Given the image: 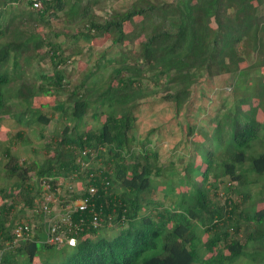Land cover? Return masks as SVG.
I'll list each match as a JSON object with an SVG mask.
<instances>
[{
	"label": "trees",
	"instance_id": "obj_1",
	"mask_svg": "<svg viewBox=\"0 0 264 264\" xmlns=\"http://www.w3.org/2000/svg\"><path fill=\"white\" fill-rule=\"evenodd\" d=\"M39 1L42 7L34 9V0H0V62L23 40L31 39L29 59L35 60L37 68L41 58L48 57L51 64L47 74L36 70L42 94L53 91L64 99H56L47 115L35 108L24 111L38 114L36 120L43 122L44 129L37 133L43 139L52 112L59 113L64 125L45 144L51 154L31 166L21 167L9 147L3 150L5 165L0 174L20 187L13 193L0 190V264H11V251L35 264L40 249L68 248L45 243L49 219L39 208L46 192L40 182H47L48 191L55 193L59 178L78 186L65 200L88 196L92 186L90 208L105 222L110 216V228L117 229L108 238L102 231L107 224L89 226L61 264L261 262L264 75L259 68H264V0H133L120 11L113 8L118 0ZM7 8L19 13L20 24L30 25L31 30L9 33V23L1 17ZM131 23L135 28L129 30ZM45 25L48 34L40 38L36 29ZM7 36L19 37V45ZM95 42L101 49H95ZM41 48L45 51L39 58L34 52ZM248 54L253 55V63L244 67ZM75 57L86 68L79 84L71 87L64 66L75 62ZM223 76L229 81L233 103L209 121L216 122L211 133L185 126L186 140L194 131L204 130L205 141L216 143L214 149L194 156L203 141L200 134L199 143L191 142L188 161L177 158L163 163L148 140L150 133L145 141L135 140L137 114L147 99L158 98L179 116L193 89ZM7 83V76L0 74V88ZM34 97L33 83L26 78L18 99L26 109ZM0 113L10 114L1 91ZM98 116L99 127L80 129ZM253 149L261 153L251 154ZM29 172L36 178L34 185L26 183ZM220 188L235 193L238 202L230 197L224 203L216 201ZM66 191L69 196L70 190ZM71 217L89 221L91 214L77 212ZM58 219L52 218L53 223ZM22 222L29 225V236L14 245V230ZM241 222L245 224L242 238Z\"/></svg>",
	"mask_w": 264,
	"mask_h": 264
},
{
	"label": "rangeland",
	"instance_id": "obj_2",
	"mask_svg": "<svg viewBox=\"0 0 264 264\" xmlns=\"http://www.w3.org/2000/svg\"><path fill=\"white\" fill-rule=\"evenodd\" d=\"M132 1L133 0H118L117 3L114 4L113 8L116 11L123 10ZM97 13L102 15V12L98 11ZM1 17L4 19V21H8L9 33H17L18 35L22 30L25 34L32 28L30 25L27 28H23V25L20 24L21 16L12 8H7L5 11H3ZM210 26L213 27L212 22ZM134 28L135 23L127 25V29L129 30ZM36 33L40 38H42L45 33L48 34L46 25L38 26ZM7 39L9 41L16 42L19 45V37L7 36ZM95 43V49H101L100 45H97L99 42ZM65 45H69V42L65 43L64 46ZM125 48L128 47L125 46ZM31 49H33L32 40H23V43L19 45L18 49L10 53L7 60L0 62V74L5 75L8 78V83L1 86L0 91L3 101L5 102V106L10 108V114L13 116L12 117L10 114L5 115L0 113V168L5 165V160L3 159V150L5 147H9L10 152L17 156L18 163L23 168L31 166L33 162H38L43 158V156H48L51 154V151L45 147V144L50 143L52 141V137L59 133L61 127L64 125L63 120L58 118L59 113L52 112L51 120L43 132L45 137L43 139L40 134L37 133L38 130L44 129L43 122L36 120L38 114L31 112L26 113L24 111H29L28 109L35 108L40 109L43 111V114L47 115L51 113V108L53 105H55L56 99L61 97L53 91H45L42 94L43 90H40V81L35 78L36 70L40 69L42 72L47 74L51 72V64L48 60V57L45 59L41 58V63L37 68L35 60L32 58L29 59V51ZM44 51L45 49L41 48L36 50L34 53H36V55L40 58L43 56ZM113 52L114 50L112 53ZM76 59H78V57L74 58V60ZM91 60H94V57H92ZM252 61L253 55L248 54L246 62L243 64V66H250V63H253ZM64 67L66 69V81H72L71 87L77 86L79 84V78L86 68V63L80 60H76L75 62L71 60L70 62H67ZM259 74L264 75V68H259ZM26 78L30 79L33 83L35 97L30 100L28 107L25 109L23 105H21V103L25 102L19 100L18 98L21 84H23ZM228 83L227 76L218 77L213 80H205L199 87L192 90L190 101L186 103L184 111L179 116L174 114L171 105L160 102L158 98L147 99L137 114L138 120L135 130L132 132L135 140L145 141L147 135L150 133L151 135L148 137V140H150L151 144H153L159 151L161 157H159L158 161L163 163L176 160L177 158H184L185 161H188V158L191 155L190 150L193 147L191 142L195 144L199 143L201 139L200 134L203 141L195 147L194 156L203 154V152H205L208 148L214 149L216 143H211L209 139H206L205 141L206 136L204 130H199V132L197 130L194 131V133L186 140L185 126H189V124L194 125L195 127L205 129L210 134L216 125V122L209 123V121L215 118L223 107H230L233 103V99L229 92ZM60 99L62 100L64 97H61ZM246 109L247 107H244V110ZM94 110L95 106L91 107L89 112L92 114ZM99 117L100 116H98L94 121L93 119L92 121L87 120L88 122L86 125L84 127L80 126V129H87L90 125L94 124L96 127H99ZM152 130L156 131L152 132ZM260 153L261 151L253 149L251 154L259 155ZM170 156H172V158ZM179 166L180 165H176V171H179ZM26 176L28 177L26 179V183L34 185V182L36 181L34 174L29 172ZM40 183L41 191L46 190L47 185L42 181ZM57 183L59 189H57L54 193L55 199H53L51 195L45 196V192H43V199H49L50 201L53 200L54 210L59 212L61 211V201L69 199L73 192L78 189V186L71 181H62L61 178L58 179ZM61 183L62 185L59 186ZM19 187L20 185H17V183L13 182L12 180L7 181L3 173L0 174V190L5 189L9 193H13L16 191L18 192L19 190L17 189ZM66 189L70 190L71 192L69 196ZM255 190L257 191L258 188ZM35 192L36 191L34 189L33 193ZM216 194V201H220L221 203H224L227 197H230L234 202H238L239 199L235 193H225L221 188L216 191ZM1 203L2 200L0 199V204ZM260 207H262V204L258 206V208ZM28 213L29 212H25V215ZM240 226V238H242L244 236L243 231L245 230V224L241 222ZM110 227L111 226L108 227L109 229H102V231H106L104 235L108 238L114 236V234H117V229H112ZM98 236H102V232H100ZM205 239H207L206 235L203 236V240ZM7 250L9 249L7 248ZM70 250L71 249L69 248H63V250L55 248L40 249L34 259V263L61 264L67 259L66 256H68ZM1 254L2 251L0 250V255ZM10 254L12 255V260L10 261L11 264H29L25 255H16L12 251ZM259 257L261 262L258 264H264V259H262L263 256L259 255ZM256 259H258V257H256ZM237 263L239 262L232 264ZM242 264H251V261L245 259Z\"/></svg>",
	"mask_w": 264,
	"mask_h": 264
},
{
	"label": "built area",
	"instance_id": "obj_3",
	"mask_svg": "<svg viewBox=\"0 0 264 264\" xmlns=\"http://www.w3.org/2000/svg\"><path fill=\"white\" fill-rule=\"evenodd\" d=\"M32 6L34 9H40L42 7L39 0H34ZM44 183L47 185L46 190H44L46 191L44 195H51L53 199H55L54 192L48 191L50 188L49 184L45 181ZM94 193L95 189L92 186H89L88 196L76 200L70 199L62 201L64 203L61 207L63 212H56L54 210L53 200L50 201L49 199H43V202L39 204V208L41 209L43 215L49 219L45 243L54 245L56 247H62L65 245L68 247H73L78 242V238L81 236V234L85 232L84 230H89V226L92 228H98L104 224L111 226L109 223L111 220L110 216L107 217V223L103 217L98 216L97 213L90 208L91 198L93 197ZM85 211H88L89 214H91V219L89 221H85L80 217L77 221L72 219V213H82ZM55 217H58L59 219L56 221V223H53L52 218L54 219ZM29 233V225L22 222V224L18 225L14 230L15 237L13 244L25 240L29 236Z\"/></svg>",
	"mask_w": 264,
	"mask_h": 264
},
{
	"label": "clouds",
	"instance_id": "obj_4",
	"mask_svg": "<svg viewBox=\"0 0 264 264\" xmlns=\"http://www.w3.org/2000/svg\"><path fill=\"white\" fill-rule=\"evenodd\" d=\"M17 243H18V242H17ZM17 243H16V244H17ZM76 244H77V243H76ZM14 245H15V244H14ZM75 246H76V245H75ZM64 247H68V246L65 245ZM73 247H74V246H73ZM58 248H59V247H58ZM68 248H71V247H68Z\"/></svg>",
	"mask_w": 264,
	"mask_h": 264
}]
</instances>
